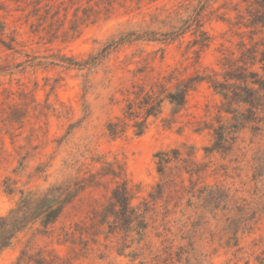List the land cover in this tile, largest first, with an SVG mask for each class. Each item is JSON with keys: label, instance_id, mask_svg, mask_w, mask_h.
Returning a JSON list of instances; mask_svg holds the SVG:
<instances>
[{"label": "rangeland", "instance_id": "1", "mask_svg": "<svg viewBox=\"0 0 264 264\" xmlns=\"http://www.w3.org/2000/svg\"><path fill=\"white\" fill-rule=\"evenodd\" d=\"M260 20L264 0H0V215L21 192L74 193L0 264H264ZM214 81L251 86L257 105L228 104ZM183 85V107L165 98L144 133L128 120L110 135L128 102ZM123 182L144 228L104 217Z\"/></svg>", "mask_w": 264, "mask_h": 264}, {"label": "trees", "instance_id": "2", "mask_svg": "<svg viewBox=\"0 0 264 264\" xmlns=\"http://www.w3.org/2000/svg\"><path fill=\"white\" fill-rule=\"evenodd\" d=\"M264 23V20H260ZM240 79L242 75L239 76ZM254 84H259L264 89L263 80H252ZM213 86L216 91L220 93L228 104L233 101L239 103H247L251 106H256V97L254 89L246 85L244 92L242 90L229 91V86L220 81H214ZM190 89L189 85H183L178 88L177 92L168 93L165 97L159 95L154 96L147 92L143 100L139 102L130 101L127 104L124 112V117L118 118L117 121H110L107 129L112 136H119L126 131L128 120H134L133 126L135 133L140 135L144 133L148 126V118L150 116H158L162 112V104L165 98H168L171 103L177 107H183L186 102L187 92ZM137 107L144 110L143 119H138ZM231 109V108H229ZM228 111V110H227ZM235 112V110H230ZM236 127V125H234ZM216 142H223L225 139V130L216 131ZM217 145L213 146L216 149ZM179 149H173V153H179ZM158 163V170L160 173L165 172L166 166L172 161L167 151H159L155 154ZM21 198L17 205L12 208L8 214L0 215V251L9 246L17 233L24 230L26 227L39 221L43 226L47 227L54 223L62 214L64 208L74 197V193L62 185H53L43 192H21ZM137 209L132 205V195L126 182H123L113 190L111 203L109 208L104 211V217L115 215L118 218H124L128 223L135 222L139 228L145 227V216L138 214ZM36 264H46L43 258H37Z\"/></svg>", "mask_w": 264, "mask_h": 264}]
</instances>
